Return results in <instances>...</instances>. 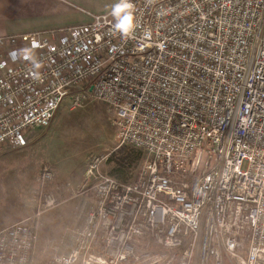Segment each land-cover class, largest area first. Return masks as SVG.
I'll list each match as a JSON object with an SVG mask.
<instances>
[{
  "label": "built area",
  "instance_id": "built-area-1",
  "mask_svg": "<svg viewBox=\"0 0 264 264\" xmlns=\"http://www.w3.org/2000/svg\"><path fill=\"white\" fill-rule=\"evenodd\" d=\"M122 35L110 11L61 30L0 38V150L28 145L63 101L115 114L119 145L143 153L132 182L88 160L85 218L54 264H264V0H132ZM38 42L41 67L19 53ZM44 165L39 212L61 200ZM38 212V213H39ZM29 221L0 232V264H32Z\"/></svg>",
  "mask_w": 264,
  "mask_h": 264
},
{
  "label": "rangeland",
  "instance_id": "rangeland-1",
  "mask_svg": "<svg viewBox=\"0 0 264 264\" xmlns=\"http://www.w3.org/2000/svg\"><path fill=\"white\" fill-rule=\"evenodd\" d=\"M112 1L73 0L67 7L73 13H82L90 17L89 14L98 15L97 12L108 7ZM69 21L66 18L60 19L58 13L56 24L53 26L55 28L68 26L71 24ZM114 120V112L105 103L88 99L77 108H72L71 101L66 98L49 128L30 130L26 137L28 145L8 152L11 154L4 160L6 172L4 176H0V188L16 195V198L21 197L19 201L22 204L28 205L29 201L31 205L29 212L32 210L30 212L32 215L26 221L38 227L33 264H54L56 255H65L69 251L67 235L71 229L83 224L86 204L90 202L88 197L75 196L77 188L82 184L88 160L95 155L108 154L109 158L115 155L119 161L134 149L122 146L127 148L126 153L119 150L121 147L117 137L118 128ZM143 159L144 157L137 165L130 166V172L127 174L128 183L135 180ZM115 160L112 162L108 160L103 164L102 171L111 175V171L118 167ZM45 164L56 168V177L53 183L44 188L40 187V195L53 192L59 197L61 204L49 211L39 212V207L34 201V190L39 185V176L36 180L35 178ZM31 185L33 187L28 190L27 195L30 197L28 198L26 192Z\"/></svg>",
  "mask_w": 264,
  "mask_h": 264
},
{
  "label": "crops",
  "instance_id": "crops-1",
  "mask_svg": "<svg viewBox=\"0 0 264 264\" xmlns=\"http://www.w3.org/2000/svg\"><path fill=\"white\" fill-rule=\"evenodd\" d=\"M72 1L73 0H0V38L7 36L27 35L37 32H48L52 30H61L69 27L70 25H80V23L85 24L89 22L90 17H87L82 13H73L72 11L68 10L67 4L71 3ZM115 2L116 0H113L110 5ZM110 5L101 12H97V14L109 12ZM58 13L60 19H69L71 24L68 26H58V28H55L53 24H56ZM11 151L12 150L6 149L0 150V176H4V173L6 172L4 160L9 158L8 156L11 153L8 152ZM40 170L36 174L35 180L39 176ZM32 187L33 185L29 186L26 195L28 190ZM27 196L30 198L29 195ZM20 199L21 197L16 198V195L0 188V232L5 228L25 222L26 219L32 215L30 213L32 210L29 212L31 208L29 201L28 205L27 203L22 204L19 201ZM35 255L36 253H34L33 263L35 261Z\"/></svg>",
  "mask_w": 264,
  "mask_h": 264
},
{
  "label": "clouds",
  "instance_id": "clouds-1",
  "mask_svg": "<svg viewBox=\"0 0 264 264\" xmlns=\"http://www.w3.org/2000/svg\"><path fill=\"white\" fill-rule=\"evenodd\" d=\"M110 15L114 19V29L122 35H130L135 28V14L132 0H116L110 5ZM39 47L38 42L33 40L31 48H24L19 53H13L15 57L17 54L22 55L24 59L30 60L34 68L39 69L41 63L35 57V49ZM257 250L253 249L250 252L249 264H255Z\"/></svg>",
  "mask_w": 264,
  "mask_h": 264
},
{
  "label": "trees",
  "instance_id": "trees-1",
  "mask_svg": "<svg viewBox=\"0 0 264 264\" xmlns=\"http://www.w3.org/2000/svg\"><path fill=\"white\" fill-rule=\"evenodd\" d=\"M119 150H123L124 153H126L127 148L121 147ZM143 157V153L141 151H138L136 149H131L129 153L123 158H121L119 161L117 158H115V155L109 158V162L114 161L115 159L117 160V165L118 167H115L111 171V175L116 177L122 182H127V174L130 172L129 168L133 164L137 165V162L141 161ZM115 160V161H116Z\"/></svg>",
  "mask_w": 264,
  "mask_h": 264
}]
</instances>
